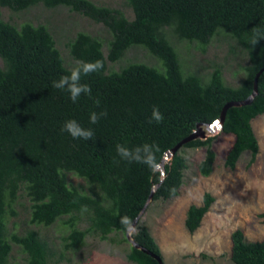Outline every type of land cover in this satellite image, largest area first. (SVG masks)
Here are the masks:
<instances>
[{"label": "trees", "instance_id": "1", "mask_svg": "<svg viewBox=\"0 0 264 264\" xmlns=\"http://www.w3.org/2000/svg\"><path fill=\"white\" fill-rule=\"evenodd\" d=\"M39 2L46 8L64 5L102 24L109 37L104 55L99 36L76 32L66 43L75 62L69 68L45 25H15L0 17V264L6 263L11 242L25 253L23 264H59L66 258L65 252L80 250L88 235L129 243L126 258L132 264H158L127 240L121 218L128 217L132 223L155 184L158 186L150 201H166L178 194L188 148H205L198 170L208 176L216 158L212 147L215 135L184 143L164 160V174L121 159L116 146L135 149L144 144L158 145L156 159L160 163L165 153L198 124L205 127L219 118L225 103L248 97L256 73L264 67V39L256 45L251 43L254 31L264 34V0H125L133 14L131 19L119 8L92 0H0V6L17 12ZM220 33L230 37L247 56L236 85L225 83L219 65L211 68L205 80L185 73L170 39L173 36L204 50ZM131 46L143 47L159 64L130 62L106 72L107 60H118ZM97 60L103 61V69L82 76L80 81L91 87V96L82 95L73 103L67 91L52 86L53 81L70 75L78 67L77 61ZM154 107L164 117L160 124L149 123ZM93 112H107V116L91 124ZM260 114H264V69L251 103L231 106L225 112L219 132L234 136L225 154L226 167L234 168L245 151L250 153L248 166L255 161L259 144L251 121ZM72 119L91 129L93 138L73 139L61 131L65 121ZM69 172L93 189L85 192L70 184L66 177ZM20 192L30 200L32 224H59L62 235L58 254L35 229L8 238L6 220L15 215L13 205ZM212 202L211 194L205 192L201 204L188 206L184 226L189 233L200 226ZM85 205L88 212L81 214ZM259 216L264 224V212ZM133 229V241L162 256L140 218ZM230 240L233 264H264V238L249 241L237 228Z\"/></svg>", "mask_w": 264, "mask_h": 264}, {"label": "rangeland", "instance_id": "2", "mask_svg": "<svg viewBox=\"0 0 264 264\" xmlns=\"http://www.w3.org/2000/svg\"><path fill=\"white\" fill-rule=\"evenodd\" d=\"M92 1L119 8L129 19L133 16L125 0ZM0 17L15 25L25 22L45 25L53 35L64 64L69 68L75 62L69 55L66 43L78 31L99 36L106 55L109 35L103 25L70 11L64 5L46 8L39 2L17 12L0 6ZM170 39L178 51L185 73H194L205 80L211 68L219 65L225 83L236 85L242 77L247 56L225 34L213 36L204 50L195 44L176 41L173 36ZM130 62H143L151 66L159 64L143 47L131 46L118 60H107L106 72L117 71ZM251 124L259 144V151L251 165L248 166L250 153L245 151L234 168L226 167L225 154L234 136L221 133L219 129L206 130L207 135H215L212 147L216 158L212 172L203 176L198 170V163L205 154L204 147L186 149L187 168L178 194L166 201H150L147 205L140 220L157 242L165 264H233L230 259V234L233 230L241 229L249 241L264 238V224L259 216V213L264 212V114L255 117ZM66 177L70 184L85 192L93 189L87 181L72 172L66 173ZM205 192L211 194L213 202L200 226L189 233L184 226L186 210L190 204H201ZM13 209L15 215L8 216L6 220L8 238L13 233L22 234L28 229H35L51 242L58 254L62 235L59 224L49 227L32 224L29 221L30 200L24 192H20ZM80 227L83 228L84 224ZM128 248L127 242H111L88 235L85 245L76 252H65L69 260L64 258L59 264H132L126 258ZM25 257L20 247L11 242V251L5 264H23Z\"/></svg>", "mask_w": 264, "mask_h": 264}, {"label": "clouds", "instance_id": "3", "mask_svg": "<svg viewBox=\"0 0 264 264\" xmlns=\"http://www.w3.org/2000/svg\"><path fill=\"white\" fill-rule=\"evenodd\" d=\"M264 39V34H261L258 30L254 31V36L251 43L253 45ZM78 67L71 70L70 75L60 77L58 81H53V87L61 91H67L69 98L73 103H77L82 95L91 96V87L86 84H81L82 76H89L92 73H98L103 69V61L97 60L95 62L77 61ZM99 102L97 101V104ZM107 112H101L99 114L93 112L89 116V122L91 124H97L101 117H106ZM163 115L158 108H153L152 116L149 119V123L155 121L157 124L163 122ZM63 132H67L73 139L91 140L94 133L91 129H85L74 119L65 121ZM117 154L121 159L128 163H140L147 165L152 172L160 170V163L156 159V152H159V146L152 144H144L143 146L136 147L135 149H129L123 145L118 144ZM88 212L87 206H82L81 214ZM121 224L124 225L129 232L134 231L131 221L128 217L121 218Z\"/></svg>", "mask_w": 264, "mask_h": 264}, {"label": "water", "instance_id": "4", "mask_svg": "<svg viewBox=\"0 0 264 264\" xmlns=\"http://www.w3.org/2000/svg\"><path fill=\"white\" fill-rule=\"evenodd\" d=\"M264 67L261 68L255 75L254 77V82H253V90L251 92V94L246 97L243 100H235V101H228L227 103L224 104V106L221 108L220 111V116L219 118H217L216 120H214L213 123L207 124L205 127H202L201 124H198L196 126V129L189 134L187 137L183 138L182 140H180L174 147H172L170 150H168L163 159L160 162V170H161V174H164V160L170 158L175 152L176 150H178L184 143L193 140L195 138H206L208 135L206 134V130L209 131H213L215 129H221L223 120H224V116H225V112L226 110L231 107V106H242V105H247L249 103H251L252 99L254 98V96L257 93V79L259 74L263 71ZM217 122H218V126H217ZM158 186V184L153 185L152 187V191L150 193L149 198L147 199L145 205L143 206V208L141 209V211L139 212L138 216L133 220V222L131 223L132 227L134 228L136 222L138 221V219L141 217V215L143 214L144 210L146 209L148 203L151 200V195L154 189H156ZM131 232H129L127 230L126 232V238L127 240L135 247V248H139L141 249L143 252H145L146 254H149L150 256H152L153 258H155L158 262V264H165V262L163 261V257L156 255L155 253L151 252L150 250L140 246L139 244H137L135 241H133L132 237H131Z\"/></svg>", "mask_w": 264, "mask_h": 264}, {"label": "snow or ice", "instance_id": "5", "mask_svg": "<svg viewBox=\"0 0 264 264\" xmlns=\"http://www.w3.org/2000/svg\"><path fill=\"white\" fill-rule=\"evenodd\" d=\"M217 126H218V122H217Z\"/></svg>", "mask_w": 264, "mask_h": 264}, {"label": "bare ground", "instance_id": "6", "mask_svg": "<svg viewBox=\"0 0 264 264\" xmlns=\"http://www.w3.org/2000/svg\"><path fill=\"white\" fill-rule=\"evenodd\" d=\"M166 160V159H165Z\"/></svg>", "mask_w": 264, "mask_h": 264}]
</instances>
